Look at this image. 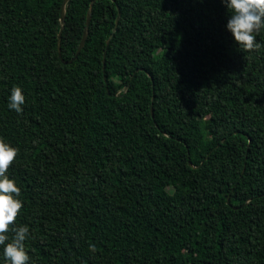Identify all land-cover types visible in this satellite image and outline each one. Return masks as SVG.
Returning <instances> with one entry per match:
<instances>
[{
    "label": "trees",
    "instance_id": "16d2710c",
    "mask_svg": "<svg viewBox=\"0 0 264 264\" xmlns=\"http://www.w3.org/2000/svg\"><path fill=\"white\" fill-rule=\"evenodd\" d=\"M63 1L0 0L29 264H264V47L239 49L221 0H97L63 64ZM92 1L67 5V62Z\"/></svg>",
    "mask_w": 264,
    "mask_h": 264
},
{
    "label": "clouds",
    "instance_id": "9594fccd",
    "mask_svg": "<svg viewBox=\"0 0 264 264\" xmlns=\"http://www.w3.org/2000/svg\"><path fill=\"white\" fill-rule=\"evenodd\" d=\"M228 9L230 18L227 30L243 52L258 51L264 44L257 37L264 31V0H221ZM26 97L16 86L11 90L8 107L17 113L23 112ZM19 156V149L0 138V246L8 264H29L30 256L25 249V241L30 230L27 226L16 227L18 216L23 209L19 199L21 189L9 178L8 172ZM14 233L10 239L9 233ZM95 252V245H90Z\"/></svg>",
    "mask_w": 264,
    "mask_h": 264
},
{
    "label": "water",
    "instance_id": "95a60500",
    "mask_svg": "<svg viewBox=\"0 0 264 264\" xmlns=\"http://www.w3.org/2000/svg\"><path fill=\"white\" fill-rule=\"evenodd\" d=\"M97 0H94L92 1L91 3V6H90V9H89V12H88V15H87V23H86V28H85V31H84V34H83V38H82V41L80 43V46L78 48V51L75 55V57L67 62L63 59L62 57V49H61V43H62V34H63V31H64V28H65V19H66V12H67V5L68 3L70 2V0H64L63 1V4H62V7H61V23H62V27H61V30L59 32V36H58V52H59V58L60 60L62 61L63 64H71L73 63L75 60H77L80 52L82 51V49L84 48L85 44H86V41H87V38H88V34H89V26H90V23H91V19H92V12H93V6L95 4ZM118 11H119V15H118V18H117V21H116V26L113 30V35L114 33L117 31V27H118V24H119V20H120V17H121V13H120V9L118 8ZM113 35L111 36V38L113 37ZM111 38L108 40L107 42V45L110 44V41H111ZM106 54H107V51H105L104 53V65H105V58H106ZM105 67V66H104ZM106 79V78H105ZM107 80V79H106ZM108 85V84H107ZM126 90V89H125ZM108 93L110 95V91L108 90ZM152 100L154 101V97L152 98ZM153 107V106H152ZM153 111V110H152ZM152 115H153V112H152ZM190 166L192 168H197L195 167L192 162H189ZM230 198H228V203L229 202Z\"/></svg>",
    "mask_w": 264,
    "mask_h": 264
}]
</instances>
